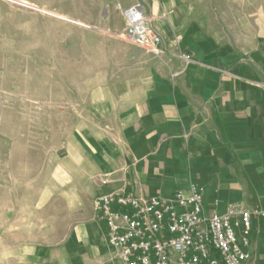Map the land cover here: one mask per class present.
I'll list each match as a JSON object with an SVG mask.
<instances>
[{
	"label": "rangeland",
	"instance_id": "374dc122",
	"mask_svg": "<svg viewBox=\"0 0 264 264\" xmlns=\"http://www.w3.org/2000/svg\"><path fill=\"white\" fill-rule=\"evenodd\" d=\"M128 1L160 33L157 52L129 39ZM194 29L246 50L264 0H0V264H113L94 203L118 151L124 162L120 86L176 73Z\"/></svg>",
	"mask_w": 264,
	"mask_h": 264
},
{
	"label": "crops",
	"instance_id": "0c3cea01",
	"mask_svg": "<svg viewBox=\"0 0 264 264\" xmlns=\"http://www.w3.org/2000/svg\"><path fill=\"white\" fill-rule=\"evenodd\" d=\"M180 42L186 56L176 73L120 86L124 162L118 151L101 194L170 199L194 185L207 218L264 212V33L246 50L211 47L196 29ZM96 224L112 258L106 227ZM251 250V264H264V216L253 217Z\"/></svg>",
	"mask_w": 264,
	"mask_h": 264
},
{
	"label": "built area",
	"instance_id": "2783aa9c",
	"mask_svg": "<svg viewBox=\"0 0 264 264\" xmlns=\"http://www.w3.org/2000/svg\"><path fill=\"white\" fill-rule=\"evenodd\" d=\"M119 10L129 39L157 52L162 37L143 5ZM94 211L95 221L106 227L113 264H251L252 220L264 216L244 209L207 218L202 190L194 185L170 199L111 192L97 198Z\"/></svg>",
	"mask_w": 264,
	"mask_h": 264
},
{
	"label": "bare ground",
	"instance_id": "6f19581e",
	"mask_svg": "<svg viewBox=\"0 0 264 264\" xmlns=\"http://www.w3.org/2000/svg\"><path fill=\"white\" fill-rule=\"evenodd\" d=\"M21 5H23L24 7H30L31 8V5L28 3V2H25V1H22L20 2ZM42 9V8H41ZM38 10V9H37ZM48 11H46L47 13Z\"/></svg>",
	"mask_w": 264,
	"mask_h": 264
}]
</instances>
